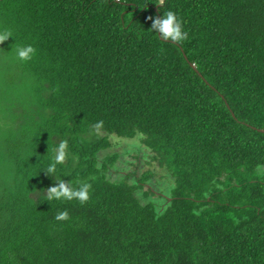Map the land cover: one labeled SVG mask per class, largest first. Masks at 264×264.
Returning <instances> with one entry per match:
<instances>
[{"label": "trees", "instance_id": "trees-1", "mask_svg": "<svg viewBox=\"0 0 264 264\" xmlns=\"http://www.w3.org/2000/svg\"><path fill=\"white\" fill-rule=\"evenodd\" d=\"M4 31L0 264H264V0H0ZM62 142L84 205L46 198Z\"/></svg>", "mask_w": 264, "mask_h": 264}, {"label": "clouds", "instance_id": "clouds-1", "mask_svg": "<svg viewBox=\"0 0 264 264\" xmlns=\"http://www.w3.org/2000/svg\"><path fill=\"white\" fill-rule=\"evenodd\" d=\"M152 19L151 31H153L160 41L162 42H184L189 38V34L184 30L182 21L178 18L177 14L172 11H163L161 16L150 18ZM14 34L11 31H4L0 33V44L13 38ZM38 50L32 44H15L13 48V55L21 63L28 64L36 57ZM103 121L95 124V128L100 129L103 127ZM68 144L62 142L58 146L52 148V155L43 173L49 177L54 178L56 186L47 189L46 198L49 201H55L60 204L65 202H78L84 205L91 199L92 185L90 183L73 184L72 181L65 182L64 178L59 175L60 169L58 166L63 165L67 156ZM55 221L67 222L70 220L69 212L58 211L54 217Z\"/></svg>", "mask_w": 264, "mask_h": 264}, {"label": "rangeland", "instance_id": "rangeland-1", "mask_svg": "<svg viewBox=\"0 0 264 264\" xmlns=\"http://www.w3.org/2000/svg\"><path fill=\"white\" fill-rule=\"evenodd\" d=\"M113 142V147L111 149V152H118V153H125L126 150H132V148H144L143 143L141 142L140 138H136L134 140H122L120 138H115L112 140ZM126 159L132 160L130 159V157L125 156ZM150 162V164L148 163ZM137 163L140 164V171H146L148 168L152 167V166H156L157 163L152 161L151 159H143L140 161H137ZM148 164V165H146ZM157 177L159 178L161 176V172L162 170L158 169L157 171ZM161 188V187H160ZM168 187L164 185V189L166 190L165 193H169Z\"/></svg>", "mask_w": 264, "mask_h": 264}]
</instances>
